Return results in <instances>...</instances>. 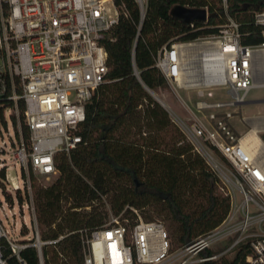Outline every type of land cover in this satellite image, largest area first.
<instances>
[{
    "label": "built area",
    "instance_id": "2783aa9c",
    "mask_svg": "<svg viewBox=\"0 0 264 264\" xmlns=\"http://www.w3.org/2000/svg\"><path fill=\"white\" fill-rule=\"evenodd\" d=\"M134 1L138 30L145 0ZM220 3L225 21L216 33L161 46L154 66L174 91L196 90L202 97L205 88H226L228 100L194 102L196 112L207 111L205 122L185 105L190 114L187 123L171 118L217 177L218 190L228 197L225 217L216 227L172 247L160 220H143L132 207V217L127 218L122 215L124 208L98 227L77 231L82 264H193L229 254L232 258L237 248L246 251L240 264H264V156L249 155L240 144L243 134L229 121L250 89L264 87V10L253 14L262 40L244 45L238 23L227 13L226 0ZM121 15L126 11L114 0H0V169L4 170L3 184L9 185L4 189L11 195L10 201L3 196L4 202L0 200V264H10L11 257L26 264L20 251L28 246L35 248L37 262L43 264L41 246L62 238L40 240L29 173L55 177V154H68L80 142L74 130L84 120L86 102L107 81L104 45ZM135 39L132 72L143 85L133 62ZM20 114L27 141L18 124ZM10 150L20 171L19 182L7 173L14 169L8 163ZM14 207L21 223L14 219ZM24 211L30 215L32 236L20 240L29 229ZM6 220L9 228L3 224ZM217 247L221 250L215 252ZM205 249L212 253L201 255ZM4 250L9 252L5 255Z\"/></svg>",
    "mask_w": 264,
    "mask_h": 264
},
{
    "label": "trees",
    "instance_id": "16d2710c",
    "mask_svg": "<svg viewBox=\"0 0 264 264\" xmlns=\"http://www.w3.org/2000/svg\"><path fill=\"white\" fill-rule=\"evenodd\" d=\"M114 2L123 5L126 15L118 18L105 42L107 81L85 104L84 120L74 130L80 142L68 154H55L57 175L49 184L36 183L29 173L40 240L62 236L41 246L43 264H82L77 231L104 223L103 200L113 215L125 208L122 215L131 218L132 207L143 220H153L150 214L160 217L172 247L216 227L229 207L228 197L218 190L215 174L185 140L164 105L147 91L157 94V89L169 87L154 66L157 50L216 33L225 21L220 0H145L138 30L135 1ZM226 4L227 13L239 25L240 42L259 43L260 26L254 23L253 14L264 10V0H226ZM175 6L206 9L209 16L205 22L186 25L171 15ZM134 39L133 62L143 85L132 72ZM20 122L27 141L21 114ZM260 138L264 140V134ZM3 175L0 169V180ZM16 196L21 201L18 193ZM4 198L10 201L9 195ZM8 252L4 250L5 255ZM245 252L237 248L232 258L220 256L193 264H240ZM211 253L205 249L201 255ZM20 256L26 264H38L34 247L22 249ZM8 261L18 264L13 257Z\"/></svg>",
    "mask_w": 264,
    "mask_h": 264
},
{
    "label": "rangeland",
    "instance_id": "374dc122",
    "mask_svg": "<svg viewBox=\"0 0 264 264\" xmlns=\"http://www.w3.org/2000/svg\"><path fill=\"white\" fill-rule=\"evenodd\" d=\"M192 50V49H190ZM256 80H261V74L260 72L256 73ZM203 96L198 97L196 95V90H182L177 89L174 91L171 89V87L168 88H161L157 89V94H155L160 101L163 103L164 107L168 111V114L171 118L175 119L178 118L184 122H188V119L190 118V114L187 112L186 108H189L192 110L198 119L202 121H206V113L207 111H199L196 112L194 109V102L198 99H202L206 102H213V101H222V100H228L229 96L226 93L225 87H212V88H205L202 90ZM260 101V102H257ZM249 102V103H247ZM184 103V104H183ZM185 105V107H184ZM230 123L234 126L236 131L240 134H244L245 136V143L249 150H251L252 153H258V154H264V140L260 138L261 134H264V87H258V88H252L250 89L245 97V102L241 104V106L238 108V110H235L234 116L229 120ZM6 122L8 125V131L9 133L12 132L10 119L6 117ZM17 127V122L15 123ZM19 127L21 125V122L19 123ZM256 128L257 134L251 135V129ZM252 137V138H251ZM260 141L261 144H257L258 141ZM254 142V143H253ZM10 154L8 155V163L10 165H14V169H10L7 171L9 177H13L15 180L19 182L20 180V171L18 168V165L12 160L11 150L9 151ZM33 175V174H32ZM36 183H39L41 185H47L49 184L55 177H51L49 179H45L38 175H33ZM0 200L3 201L4 195H9L7 191H5L4 187H9L8 184L4 183L3 180H0ZM5 185V186H4ZM3 196V197H2ZM11 197V195H9ZM236 199L239 201V195L236 193ZM251 212H253V206L251 204L248 205ZM88 209V208H86ZM101 209L106 211V215L104 218V222L108 221L110 217L112 216V213L109 210L108 204L103 200ZM7 209H5L3 212H6ZM12 211H14V219L16 222L21 223L20 217L17 214V207L13 208ZM24 220L27 222V225L29 229L27 234H24L20 237V240H27L31 238L32 236V222L30 219V215L28 211L23 212ZM153 220H158L160 217H158L155 214H150ZM9 219V218H8ZM9 220L3 221V224L6 228H9L10 224L8 222ZM38 234L40 235V231L38 230ZM228 243L227 241H223L222 246ZM221 246V249H222ZM225 247V246H224ZM223 247V248H224ZM220 247H217L215 249V252H218L221 250ZM226 258H230L231 255H226Z\"/></svg>",
    "mask_w": 264,
    "mask_h": 264
},
{
    "label": "water",
    "instance_id": "95a60500",
    "mask_svg": "<svg viewBox=\"0 0 264 264\" xmlns=\"http://www.w3.org/2000/svg\"><path fill=\"white\" fill-rule=\"evenodd\" d=\"M171 15L186 25L193 21L205 22L209 16L206 9L187 8L183 6L173 7L171 9ZM147 91L160 105L163 106L162 102L151 91Z\"/></svg>",
    "mask_w": 264,
    "mask_h": 264
},
{
    "label": "bare ground",
    "instance_id": "6f19581e",
    "mask_svg": "<svg viewBox=\"0 0 264 264\" xmlns=\"http://www.w3.org/2000/svg\"><path fill=\"white\" fill-rule=\"evenodd\" d=\"M190 49H192V48H190ZM190 49H188V50H190ZM182 50H183V49H182ZM250 133H251V135H252V134H253V135L257 134V129H256V128H252ZM245 136H246V135L243 134V135L241 136V138H240V144H241V146L243 147V149H244L249 155H251V156H253V155H255V154L257 155L258 153H255V154L252 153L251 150H249V148L247 147V145H246V143H245ZM251 138H252V137H251ZM257 141H258L257 144H261L260 141H259L258 139H257ZM253 143H254V142H253ZM260 155L264 156L263 153H262V154L260 153Z\"/></svg>",
    "mask_w": 264,
    "mask_h": 264
},
{
    "label": "crops",
    "instance_id": "0c3cea01",
    "mask_svg": "<svg viewBox=\"0 0 264 264\" xmlns=\"http://www.w3.org/2000/svg\"><path fill=\"white\" fill-rule=\"evenodd\" d=\"M247 103H249V102H247Z\"/></svg>",
    "mask_w": 264,
    "mask_h": 264
}]
</instances>
